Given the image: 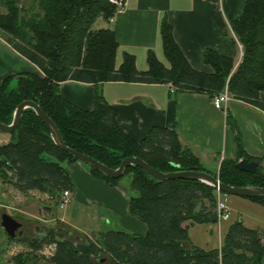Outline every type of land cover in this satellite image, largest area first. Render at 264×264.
I'll list each match as a JSON object with an SVG mask.
<instances>
[{
	"label": "trees",
	"instance_id": "obj_1",
	"mask_svg": "<svg viewBox=\"0 0 264 264\" xmlns=\"http://www.w3.org/2000/svg\"><path fill=\"white\" fill-rule=\"evenodd\" d=\"M109 0H23L0 8V38L31 61L41 75L18 73L0 83V122L9 124L13 111L23 100H32L56 124L65 144L89 155L110 168H117L127 156H139L162 172L207 171L224 184L235 187H264L260 162L253 173L237 168L240 158L253 160L238 150V159H222L218 170L203 167L199 157L181 144L172 129L152 126L139 141L118 124L117 111L102 93H95L93 108L82 109L59 91V83L75 80L97 85L107 81L172 84L175 91L203 92L209 97L225 88L230 97L264 111V0H246L240 17L230 22L242 55L235 57L206 48L203 62L211 72L194 69L176 43L166 16L159 33L165 65L148 49L147 68L138 70L135 56L124 52L116 63L118 42L109 27H95L97 20L109 22L114 13ZM8 142L0 144V179L10 180L21 192L40 190L50 195L72 189L67 165L77 161L56 145L46 124L31 108H26ZM258 160V159H256ZM259 161V160H258ZM90 173L111 185H119L128 196L129 214L147 226L145 235L108 229L95 238L79 235L73 244L69 236L49 231L48 243L55 249L41 264H263L264 230L250 229L236 221L218 248L205 249L192 243L189 226L215 223L216 190L198 180L158 181L138 166H128L119 178L108 177L95 168ZM7 171H11L8 176ZM129 178L127 188L120 184ZM10 177V179H8ZM132 189L134 194L128 189ZM264 205V198H249ZM8 239L13 240L8 236ZM41 238L30 244L37 247ZM80 239H82L80 241ZM102 254V256H99ZM17 264L25 260L18 255Z\"/></svg>",
	"mask_w": 264,
	"mask_h": 264
},
{
	"label": "crops",
	"instance_id": "obj_2",
	"mask_svg": "<svg viewBox=\"0 0 264 264\" xmlns=\"http://www.w3.org/2000/svg\"><path fill=\"white\" fill-rule=\"evenodd\" d=\"M8 1L21 5L23 0H0V8ZM245 2L246 0H125L124 9L114 16V20L99 27H109L115 31L118 42L117 65L121 62L123 53L127 52L135 56L137 69L145 70L148 49H152L160 61L164 55L159 26L161 19L166 16L172 26L173 37L189 64L196 70L211 72L212 68L203 62V51L206 48L226 56H234L236 63L241 58L242 46L237 40L236 48L233 45L235 35L230 22L240 17ZM164 64L167 65L168 62ZM24 72L41 75V71L31 61L0 38V83L8 76ZM97 90L116 109L120 127L136 141L141 140L152 126H161L174 130L181 144L189 147L199 157L203 167L211 172L218 170L222 159H238L239 149L253 160L258 159L256 161L264 169V111L253 105L229 97L225 108L218 109L206 93L171 92L168 84L164 83L107 81L96 86L75 80L59 83V91L65 99L87 110L93 108ZM260 97L264 99V92H260ZM9 139L10 134L0 132V144ZM67 172L73 184L70 203L73 201L77 205L75 218L56 214L54 219L68 223L79 231L85 232L88 228L98 234L108 230L101 229L102 225L97 222V215L104 211L111 215L118 226L116 230L146 234L147 226L129 214L128 196L122 187L94 177L88 166L79 161L68 164ZM0 189L3 190V184H0ZM14 189L21 192L15 187ZM3 194L1 191L0 206H5L1 204ZM226 198L230 204L231 216L233 210L240 212L235 206L239 204L247 203L254 208L264 209V205L249 198L236 195ZM29 214L44 220L42 218H46L45 214L50 212L46 210L41 215L37 212ZM100 216L104 215L101 213ZM236 221L250 229L264 230V221L254 220L246 225L238 217H232V221L225 226L221 222L189 226L188 234L195 245L205 249L218 248L229 226ZM203 225H217L216 242L212 243L209 237L202 244L193 241L192 236ZM200 230L212 233V229L208 227ZM0 243L3 244L1 251L8 254L16 249L12 246L13 242L2 241L0 238Z\"/></svg>",
	"mask_w": 264,
	"mask_h": 264
},
{
	"label": "rangeland",
	"instance_id": "obj_3",
	"mask_svg": "<svg viewBox=\"0 0 264 264\" xmlns=\"http://www.w3.org/2000/svg\"><path fill=\"white\" fill-rule=\"evenodd\" d=\"M105 22L102 20H97L95 23V27H99L100 25H104ZM111 27L112 25L109 24ZM118 59H120V55L118 54ZM161 61L166 63V58L164 55L161 56ZM236 63V62H235ZM237 63L235 64V66ZM12 137L10 136V139ZM9 139V140H10ZM8 140V141H9ZM8 176H11V171H7ZM10 179V177L8 178ZM0 184H3V190L0 189L4 193L3 196L1 195V199L3 200L1 204H5V206H0V216L2 213H7L14 217L16 220L21 222L23 224V230L17 235V237L13 240L8 239L7 233L4 231V229L0 225V238L2 241L6 242H13L12 246H15L16 249L8 254L5 251H1L2 245L0 243V264H17L15 257L18 255L19 257L23 258L25 262L23 264H41L42 262L48 260L50 256H52L54 252V242L48 243L49 236L48 232L55 231L57 227H64L65 229H72L73 233L70 237V239L73 240V244L78 243L77 237H88V238H95L96 233L90 231V229H85V232L79 231L76 228H73L71 225L65 222H60L57 219H54V216L57 214L60 215H66L67 218H75V213L77 209V205L72 201V203L65 206V208H61L58 203V194L50 195L47 192H43L40 190H31V193L28 192H17L11 181H3L0 179ZM121 185H125L127 188V185L129 184V178L127 176H123L120 180ZM131 193L134 194V191L130 189ZM216 190V197L218 196ZM221 196L226 195L227 197L233 198L235 195L225 194L223 192H220ZM46 194V195H45ZM246 198V197H245ZM228 202V201H227ZM228 205L230 207V204L228 202ZM235 205V204H234ZM238 207L240 212H237L233 210V215L229 216L228 219L218 221L221 222L222 226H225L229 223V221H232V217H238L241 219L246 225H249L250 223H253L254 220L256 221H264V209L260 208H254L251 205L244 203L235 205ZM46 210L50 212V214H45L46 218H42L44 220L36 219L35 217L30 216L29 213L31 212H37L39 215L44 213ZM231 210V208H230ZM103 214L104 216H100V214ZM99 215H97V222H99L102 227L101 229H113L116 230L118 226L115 225L112 217L110 214L103 212H100ZM1 219V218H0ZM96 222V221H95ZM95 222L93 224H95ZM216 222V223H217ZM41 225L42 227H39ZM211 228L212 233H203L201 231V228ZM199 231H197L196 234L192 236V239L194 242L202 244L205 239H210L212 243L217 241L218 236V228L217 225H203L202 227H199ZM259 227L258 229H260ZM261 230V229H260ZM220 231V230H219ZM211 234V235H209ZM79 235V236H77ZM38 237L41 238L37 247H34L30 244V240ZM82 239H80L81 241ZM262 242L264 243V237L262 239ZM3 252L5 255H3ZM99 256H102V254H99ZM21 264V263H20Z\"/></svg>",
	"mask_w": 264,
	"mask_h": 264
},
{
	"label": "water",
	"instance_id": "obj_4",
	"mask_svg": "<svg viewBox=\"0 0 264 264\" xmlns=\"http://www.w3.org/2000/svg\"><path fill=\"white\" fill-rule=\"evenodd\" d=\"M20 75L14 76L10 82V87H15L17 79ZM26 108H31L36 115L46 124L49 130L50 137L53 142L70 154L77 161L84 163L86 166L95 168L102 174L111 177L119 178L122 176L123 171L128 166H138L140 167L148 176L152 179L163 181L166 179H186V180H198L205 184L212 186L215 190L223 192L225 194L236 195L246 198H264V187L260 186H241L235 187L228 184L222 183L216 175H213L207 171L198 170H174L168 172H162L158 169L151 167L147 162H145L139 156H127L121 160L120 165L117 168H110L100 161L74 150L73 148L67 146L52 119L41 109V107L32 100L21 101L13 111L12 120L9 124H4L0 122V132L5 134H11L14 129L19 125L21 120V115ZM258 161L248 160L247 158H240L236 166L238 169L245 172L253 173L256 171ZM0 225L11 238H16L17 235L23 230V224L16 220L14 217L7 213H2L0 217ZM264 264V260H263Z\"/></svg>",
	"mask_w": 264,
	"mask_h": 264
},
{
	"label": "built area",
	"instance_id": "obj_5",
	"mask_svg": "<svg viewBox=\"0 0 264 264\" xmlns=\"http://www.w3.org/2000/svg\"><path fill=\"white\" fill-rule=\"evenodd\" d=\"M109 2L112 3L115 7L113 15L109 18V22H111L114 20V16L124 9L125 0H109ZM168 87L171 92L175 90V87L170 83L168 84ZM229 97L230 96L227 92V89L225 88L223 91L213 95L212 103L215 108L224 109L225 103L227 102ZM3 160L4 158L0 156V162ZM3 162L5 163V165L8 164L7 160ZM217 194L218 196L216 197L215 212L217 214V220L222 221L229 218L231 214V210L228 205L226 195L221 196V193L219 191L217 192ZM72 197L73 194L71 189H63L59 193V197H58L59 206L61 208L62 207L65 208V206H67L71 202ZM54 249H55V244H54Z\"/></svg>",
	"mask_w": 264,
	"mask_h": 264
},
{
	"label": "flooded vegetation",
	"instance_id": "obj_6",
	"mask_svg": "<svg viewBox=\"0 0 264 264\" xmlns=\"http://www.w3.org/2000/svg\"><path fill=\"white\" fill-rule=\"evenodd\" d=\"M55 232H61L67 236H71L73 231L65 229L64 227H57V229L55 230Z\"/></svg>",
	"mask_w": 264,
	"mask_h": 264
}]
</instances>
